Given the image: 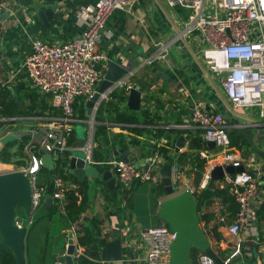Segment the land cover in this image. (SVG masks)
I'll use <instances>...</instances> for the list:
<instances>
[{"label": "built area", "instance_id": "1", "mask_svg": "<svg viewBox=\"0 0 264 264\" xmlns=\"http://www.w3.org/2000/svg\"><path fill=\"white\" fill-rule=\"evenodd\" d=\"M136 1L96 0L92 5L78 9L86 24L79 35L63 42L50 43L40 38L30 40V52L24 56L22 68L27 72L32 86L50 96V105L53 109L47 116L40 117L35 126L29 128L31 138L25 146V162L20 165L8 163L7 166L0 168V173L23 170L29 176L31 184L29 209L26 211L25 222L16 218L20 226L28 227L32 223L35 210L46 191L48 181L38 180V173L43 167L40 160L44 153L43 148L51 153L56 162L51 197L52 204H56L61 211L65 209L67 193L75 191L78 194L77 182L65 177V174H69L66 172L67 163L62 164L65 152H68V157L73 151L80 150L83 152L85 162L99 170L104 168L116 171V184L122 194L134 181H151L154 184L161 182L159 169L164 159L158 152L151 154L144 164L135 163L128 156L118 157L114 152L102 158L93 157L97 145L94 140L97 109L117 88H124L128 94L134 85L131 81L133 70L128 71L100 94L92 106L90 118L81 117L77 113L78 107H74L75 103L77 106L80 105V110L84 113L86 99L92 95L102 80V68L107 56L98 49L97 37L105 27L106 19L115 9L133 13ZM164 1L169 6L181 8L185 15L181 22L176 20L173 23L174 37L167 41H157L154 53L145 59V63L164 61L168 47L175 38L191 37L197 44L196 54L201 56L206 64L205 78H208V71L220 78L226 103L230 104V108L227 106V109L238 112L246 107L255 109L250 111L255 119L240 120L235 127L249 124L264 129V0ZM2 10L13 13L4 0H0V12ZM15 75L16 71L11 70L5 84L8 85ZM193 109L191 121L201 129L205 144L207 141L215 143V150L209 149L207 144L199 150L200 157L208 161V168L199 187L206 185L216 164L223 167L230 164L244 166L243 171L225 172L220 180L221 187L229 185L238 205L234 217L229 221L227 213H219V221L225 227V237L220 242L231 244V251L221 257L222 264H232L234 258L241 257L247 240L257 243L261 253L257 264H264V235L260 238L256 213L264 198L261 180L264 178V158L249 153L244 156L239 148L232 146L223 112L204 109L199 105H195ZM16 119L18 117L0 116V133L4 129L5 134L15 133L16 130L12 128L16 126ZM80 123L87 124L82 142L68 144L69 137ZM118 126L120 128L119 124H113L112 129ZM2 144L0 139V147ZM187 174L186 168L176 162L171 163L172 183L176 192L188 188L194 193L195 187ZM80 220L73 221L67 226L74 232L75 238L66 240L63 251L58 253L52 264H67L65 256L70 243L74 245L71 254L72 264H80L81 256L85 255V246L78 241L77 227ZM134 228L126 223L123 231L126 246L134 251L133 254H128L129 260L135 264H168L170 246L176 238V233L163 223L138 230ZM134 230L136 239L131 236ZM211 246L213 248L212 243ZM196 259L198 264H218L212 257L200 251ZM95 261L104 263V260Z\"/></svg>", "mask_w": 264, "mask_h": 264}, {"label": "crops", "instance_id": "2", "mask_svg": "<svg viewBox=\"0 0 264 264\" xmlns=\"http://www.w3.org/2000/svg\"><path fill=\"white\" fill-rule=\"evenodd\" d=\"M4 1L8 8L13 10V13L6 10L0 12V83L4 85L9 72L15 70L16 75L7 86L10 87L16 97H19L18 99L25 109L38 112L41 101L46 102L49 107L51 105L50 96L34 88L27 72L22 68L24 56L30 52V40L40 38L50 43L63 42L79 35L85 29L86 24L78 13V9L92 5L96 0ZM54 1H57L58 5L49 25H46L38 15V11L45 8L46 4ZM133 8V13L122 9L113 10L106 19L105 27L97 37V47L106 54L107 61L113 60L128 68V71H134L131 81L142 91V106L149 107L154 117V122L150 124H138L147 130L139 135L138 141H134L128 148L127 155L132 161L144 164L151 154L158 152L165 163L167 162L165 154L174 158L177 157V154L187 149L191 136L197 134L203 139L201 129L191 121L192 108L195 105L204 109L223 112L227 131H237L235 125L240 120L256 118L251 113H246L245 110L238 112L227 109L225 95L219 91V88L222 89L221 80L214 75H208V78H205L206 64L201 56L196 54L197 44L191 37L175 38L168 47V54L164 61L146 64L145 59L154 53L156 42L173 38L175 33L173 23L176 20L181 22L185 14L181 8L169 6L164 0L159 2L137 0ZM49 113L51 110H45L43 114L19 117L23 122L16 124L15 127L17 125L19 127L15 130L28 132L30 127L35 126L40 121V117H45ZM230 116L234 118L233 121H229ZM25 122L32 124L26 128ZM252 128L257 145L264 150V129L257 125H252ZM112 130L114 131V129ZM115 131H122L125 134L127 132L119 126L116 127ZM18 133L20 134V132ZM130 134V136L133 135V133ZM181 134L184 135L187 142L179 152H176V141ZM239 145L240 147L232 144L235 148H239L242 153L245 152L242 146L246 145V149L250 150L249 154L257 155L258 158L262 157L250 145L241 142ZM7 165L8 163L0 161V168ZM182 167L187 169V175L193 181L194 173L190 170V165L187 164ZM207 168L208 161L205 171ZM220 180H216L219 185ZM261 180L263 181L262 186H264V178ZM102 182L105 184L104 181ZM115 188H117L116 182ZM163 198L159 197L158 206ZM99 201L101 204L103 203V206L93 202L88 213L98 214L101 219L103 218L101 226L104 231L107 233L111 231L109 240L114 239V234L119 235L115 238L120 239L122 252L119 259H106L104 256L99 260H104L103 264H135L134 261L129 260L128 254H133L134 251L126 246L123 231L126 223L134 226L135 230L139 229L136 217L133 214L129 217V221L122 220L114 211H111L113 206L109 207L110 213L106 216L107 209L104 207L102 196ZM123 204L125 202L122 203L121 207ZM156 211L157 209L155 213ZM203 212L213 214L209 223L218 225L217 229L222 233V240L225 237V227L219 221V213L227 212L225 204L220 198H216L211 205L203 208ZM80 223L82 220L79 221L77 232ZM258 229L260 238H262L264 219L258 220ZM134 231L131 236L136 239V231ZM62 234L64 246L68 238H75L74 232L67 227L62 230ZM209 240L220 258L231 251V244L222 243L221 240ZM260 254L257 243L247 240L243 246L240 262L242 264H257Z\"/></svg>", "mask_w": 264, "mask_h": 264}, {"label": "trees", "instance_id": "3", "mask_svg": "<svg viewBox=\"0 0 264 264\" xmlns=\"http://www.w3.org/2000/svg\"><path fill=\"white\" fill-rule=\"evenodd\" d=\"M126 99L127 94L124 88H117L110 93L107 100L101 102L99 105L95 115L97 123L95 124L94 140L97 145L93 152L94 158H102L114 151L128 149L134 141H138V136L147 130V128L140 127L138 124H150L154 122V117L149 107L143 105L140 110L129 109L125 103ZM74 107L77 108L76 103ZM51 109L53 108L47 106V103L44 101H41L38 112L27 110L24 106L20 109L10 87L0 83V116L19 118L43 114L45 110L50 111ZM80 115L81 117H85L82 110L80 111ZM233 120L234 118L230 116L229 121ZM113 124H119L121 129L127 131L126 134L122 131H113L111 129ZM18 132H20L19 136H14L13 134L14 137L5 139L0 147L1 162L14 163L15 165L25 162V146L30 141L31 135L28 132L22 131H16L15 133ZM130 133H133V137L130 136ZM231 133L229 135L231 144L237 145L241 142L249 145L247 140L238 131H231ZM128 137L129 139H127ZM83 138L84 136H80L75 128L68 139V144L80 143ZM35 145L37 144L35 143ZM205 145L204 140L200 136H197V134L193 135L189 139L186 150L177 154L175 158L165 154V160L167 162H177L182 166L190 165V170L194 173L193 183L195 191L193 194L198 201L199 222L202 224L201 226L209 239L219 241L222 238V233L217 229L218 225L209 223L213 214L203 212V208L211 205L216 198H220L226 206L228 220H231L237 211L238 205L230 192L229 185L221 187L217 184L218 181L209 179L204 187H199L207 165L206 159L200 157L199 150ZM64 154L62 164L66 165L68 152ZM116 155L120 157V155ZM100 170L103 171L104 168H100ZM41 171L48 174L44 166L41 168ZM65 177H70L77 182L78 194L75 191L67 193L64 211L59 210L56 204L48 206L44 202L46 212L35 215L32 223L27 227L25 237L26 264H52L56 255L64 249L62 230L71 222L80 220L81 217L82 223H80L78 228V241L85 246V255L81 256L79 260L80 264H100L95 260L104 257L102 247L109 240L108 237L111 235V231L109 233L104 232L101 226L103 218L101 219L97 214L88 213L92 202L87 188V177L84 180H78L72 174H65ZM144 182L146 181H134L129 190L122 194L118 187L114 190H109L101 181L102 188L99 192L104 199V207L107 209L110 205L113 206L114 208L111 211H114L122 219V216L119 214L122 209L121 205L123 202L125 204L128 202L129 207L127 208H130L129 217L133 216L134 207L130 202L131 193L134 189L144 186ZM152 184L149 190L152 195V209L156 210L159 197L165 195V192L162 182ZM109 213V209H107L106 216ZM256 213L258 220L264 219V198L259 204ZM115 237H119V235L114 234ZM198 253L199 250L194 248L191 254L192 264H198L196 259ZM0 264H17L13 253L8 248L0 253Z\"/></svg>", "mask_w": 264, "mask_h": 264}, {"label": "water", "instance_id": "4", "mask_svg": "<svg viewBox=\"0 0 264 264\" xmlns=\"http://www.w3.org/2000/svg\"><path fill=\"white\" fill-rule=\"evenodd\" d=\"M58 5L57 1L48 3L45 8L39 9L38 15L42 21L49 25L54 11ZM128 71V68L117 64L113 60H108L102 68V80L97 89L85 101L84 115L91 117V109L93 104L98 100L100 94L108 87L114 85ZM11 90V89H10ZM12 92V90H11ZM13 93V92H12ZM17 104L21 109L23 107L21 101L16 97ZM126 106L132 110H140L142 107V91L134 84L127 94ZM192 108V112H193ZM95 131V128H94ZM237 131L247 140L251 148L259 155L264 157V150L259 147L254 138V132L251 125H241L237 127ZM19 136V133H13ZM12 135V137H14ZM38 140H40V137ZM187 139L184 135H179L176 141L175 151L179 152L185 145ZM209 148L215 149L213 141H207ZM44 153L41 156V163L47 169L48 183L46 191L43 195L44 202L51 206L53 199L51 197L52 181L56 172V162L51 153L43 148ZM128 149L117 150L114 153L127 157ZM242 164L234 166L232 164L222 166L216 164L211 172V180H220L224 173H235L243 171ZM66 172L72 174L78 180H84L85 177L100 178L105 182L108 189L113 190L116 182V171L110 169L100 171L96 166L85 162L83 155L71 153L67 157ZM161 182L164 187L165 197L160 200L156 211V216L171 231L176 233V238L170 246V256L168 264H192L191 254L193 249L204 252L212 257L218 264H222L220 256L214 251L210 240L204 229L200 225L199 215L197 211L198 201L193 192L185 188L179 192L174 190L171 176V163L165 162L159 169ZM31 197V184L29 176L23 170H12L0 173V253L8 248L14 255L17 264H26L25 257V237L27 227L20 226L17 221V209H29ZM74 245L70 243L66 249L65 260L67 264H72V252ZM103 255L106 259L121 258V241L119 238L108 240L102 247Z\"/></svg>", "mask_w": 264, "mask_h": 264}, {"label": "rangeland", "instance_id": "5", "mask_svg": "<svg viewBox=\"0 0 264 264\" xmlns=\"http://www.w3.org/2000/svg\"><path fill=\"white\" fill-rule=\"evenodd\" d=\"M208 74L210 76L214 75L209 71H208ZM219 91H220V93L224 94L223 90L221 88H219ZM227 106L230 108V104H228V102H227ZM77 107H78L77 113L80 114L81 106L78 105ZM253 109L254 108H250V107L244 108L246 113H250V111ZM227 112H230V111L227 110ZM22 122H23V120H21V118H18V119H16L15 125L20 124ZM32 122L35 123V121H32ZM24 124H26V125H24V126H27L26 128H29L32 123L30 124V123L25 122ZM86 126H87L86 123H80V124L76 125L77 131H78L80 136L85 135ZM18 127H19V125H17V127H14L12 129H16V128L18 129ZM113 129L115 131L116 128H113ZM227 132H228V135L232 134L230 130H228ZM5 133H6V129H4V131L2 133H0L1 142H4L5 139H7V138H12L13 133H10V134H5ZM237 145L240 147L239 144H237ZM243 147H244V151H245L243 153L244 155L250 152L249 149H246L247 148L246 145H243L242 148ZM73 153L81 154V155L83 154V152L80 150L73 151ZM38 180L48 181V174H46L44 171H40L38 173ZM143 184H144V186H142L141 188L134 189L133 192L131 193V197H130V202L133 204V207H134V216L136 217L138 228H144V227H150V226L162 224V221L157 218V216L155 214V210L152 209V207H153L152 206V195H151V191L149 190V188L153 184L151 181H146ZM193 185H194V183H193ZM87 188H88V191L90 192L91 202L92 203L96 202L98 205L103 206V203L101 204L99 201V199L101 197V194L99 191L102 188L101 187V180L99 178L87 177ZM161 197H165V195H162ZM127 207H129L128 202L122 206L121 212L119 214L122 216V220L126 219L127 221H129L130 208H127ZM107 209H109V208H107ZM44 212H46V207L44 205V200H41V202L39 203L38 207L35 210V215L41 214ZM26 215H27V212L25 209H23V208L17 209V219L18 220L25 222ZM200 225H202V224L200 223ZM231 263L232 264H234V263L241 264L240 257L234 258Z\"/></svg>", "mask_w": 264, "mask_h": 264}, {"label": "flooded vegetation", "instance_id": "6", "mask_svg": "<svg viewBox=\"0 0 264 264\" xmlns=\"http://www.w3.org/2000/svg\"><path fill=\"white\" fill-rule=\"evenodd\" d=\"M116 154V153H115Z\"/></svg>", "mask_w": 264, "mask_h": 264}]
</instances>
